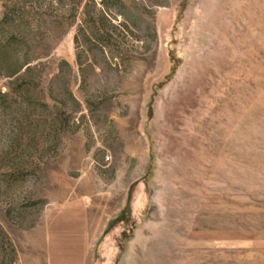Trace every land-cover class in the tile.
I'll return each instance as SVG.
<instances>
[{"label":"rangeland","instance_id":"1","mask_svg":"<svg viewBox=\"0 0 264 264\" xmlns=\"http://www.w3.org/2000/svg\"><path fill=\"white\" fill-rule=\"evenodd\" d=\"M0 264H264V0H0Z\"/></svg>","mask_w":264,"mask_h":264},{"label":"trees","instance_id":"2","mask_svg":"<svg viewBox=\"0 0 264 264\" xmlns=\"http://www.w3.org/2000/svg\"><path fill=\"white\" fill-rule=\"evenodd\" d=\"M27 57V56H26ZM21 65V64H20ZM28 69H31L30 67H28Z\"/></svg>","mask_w":264,"mask_h":264}]
</instances>
